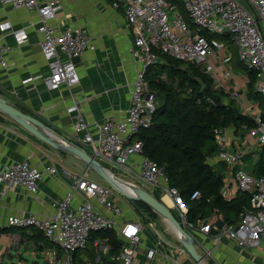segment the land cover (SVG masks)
<instances>
[{"label": "built area", "instance_id": "built-area-1", "mask_svg": "<svg viewBox=\"0 0 264 264\" xmlns=\"http://www.w3.org/2000/svg\"><path fill=\"white\" fill-rule=\"evenodd\" d=\"M0 3L13 9L34 10L39 15L40 48L49 72L34 78H41L51 91L59 90L62 85L73 87L78 84L79 74L72 58L94 48L85 29L79 25L60 28L51 23L60 8L57 0H0ZM182 3L197 28L214 35L228 33L237 47L238 59L246 68L255 71L254 88L264 98V0H243V3L238 0H182ZM111 5L123 9L133 37L130 52L137 67L130 83L129 105L122 118L107 117L101 122L89 123L82 118L79 105L73 102L66 108L68 113L74 114L73 133L80 136L81 144L88 146V153L104 163L114 175L139 180L141 187L147 185L149 193L159 195L160 201L176 212L178 221L194 244H202L199 237L208 243L203 246L205 256L212 257L223 237L234 241L242 250L259 247L264 243V177H255L244 168L245 152L232 147L228 128L214 130L217 144L214 158L225 163L226 174L237 190L249 194V207L239 214L236 223H223L222 226L209 218H198L195 222L188 220L187 206L181 194L169 186L163 168L142 155V141L137 137L151 125L157 106L155 93L147 87L145 73L158 60V52L202 65L206 73L224 82L221 88L225 89L235 80L232 72L221 64L230 59L228 47L222 41L193 31L177 7L166 0H111ZM0 33V68L6 69L10 67L6 55L12 48L2 45V37L11 35L20 45L27 40V34L24 28L15 29L9 22L0 23ZM230 94L236 96L233 92ZM235 98L237 102L241 100ZM241 107L256 124L247 131V136L259 146L264 144L261 112L252 103H241ZM47 175L61 178L67 184L64 196L54 203V213L45 217L33 213L10 215L7 224L42 230L55 247L43 251L53 263L77 264L74 254L86 248L90 232L102 229H114L121 242L118 253L110 254L111 247L106 240L93 241L98 254H106L113 263L137 264L139 248L144 246L141 236L146 230L153 240L150 251L167 258L159 249L165 241L155 224L150 222L145 226L137 218L125 217L112 188L88 178L86 172L78 175L55 163L38 167L26 160L16 161L0 169V193L20 188L34 195ZM226 187L224 184L222 195L229 198ZM199 197V191L190 195L191 200ZM130 228L135 231L130 233ZM56 248L65 252L64 259L58 258ZM88 261L87 258L84 264H90ZM251 261L256 264L254 258ZM175 264L180 263L175 260Z\"/></svg>", "mask_w": 264, "mask_h": 264}, {"label": "crops", "instance_id": "crops-1", "mask_svg": "<svg viewBox=\"0 0 264 264\" xmlns=\"http://www.w3.org/2000/svg\"><path fill=\"white\" fill-rule=\"evenodd\" d=\"M57 1L60 8L51 23L60 28L67 25L83 27L94 47L72 58L79 74V83L73 87L62 85L59 90L51 91L41 78H34L49 72L40 48L42 31L39 15L34 10L13 9L8 4L0 3V23L9 22L15 29L24 28L27 34V40L20 45L15 43L11 35L2 37V45L12 48V51L6 55L10 67L0 68V97L43 122L58 137L80 144L85 149L88 146L81 144L80 136L73 133L74 114L68 113L66 108L76 102L82 118L89 123L101 122L107 117L122 118L125 115L129 105L130 83L137 67L130 52L133 37L123 9L114 8L111 0ZM238 1L243 3V0ZM245 77L232 82L234 93H244ZM30 78L34 79L28 80ZM239 98L242 99L241 96ZM246 101L258 107L256 102ZM6 117L0 122V169L23 160L38 167L55 163L78 175L86 172L87 177L93 179L89 174L90 168L81 160L68 153L61 155ZM227 132L232 147L245 152L244 165L250 160L253 166L260 146L247 133H235L234 128H228ZM216 162V158H210L211 164ZM224 172L226 193L237 195L239 191ZM1 187L0 182V191ZM66 188L64 180L47 175L34 195L20 188L0 193V264H55L43 254L45 249L55 248L43 233L31 227L8 226L7 219L10 215L20 213H33L39 217L53 214L54 203L64 196ZM144 189L147 190L146 187ZM123 214L129 219L136 218L131 213ZM209 219L214 220L218 226L224 223L215 215ZM164 230L161 234L165 244L159 249L167 258L150 251L153 240L144 233L141 236L144 246L139 248L137 264H175V260L180 264H195L174 231L168 225H165ZM199 240H202V244L196 243L195 248L204 256V264H252V258L256 264H264V243L254 249L242 250L234 241L223 237L213 250L212 257H207L203 246H208V243L203 241V237H199ZM56 249L58 258L64 259L65 252ZM95 249L93 260L86 253L78 251L74 262L84 264L88 258L90 264H97L98 260L100 264H116L109 261L106 254H98V249Z\"/></svg>", "mask_w": 264, "mask_h": 264}, {"label": "trees", "instance_id": "trees-1", "mask_svg": "<svg viewBox=\"0 0 264 264\" xmlns=\"http://www.w3.org/2000/svg\"><path fill=\"white\" fill-rule=\"evenodd\" d=\"M166 1L177 7L193 31L214 38V34L196 27L186 14L182 0ZM219 36L232 42L229 35ZM244 70V94L248 100L259 104L257 108L264 122V108L260 105L264 98L254 88L255 71L245 66ZM145 81L156 95L157 106L151 125L137 135L142 141V155L163 168L169 186L179 191L187 206L189 221L195 222L198 218H211L215 215L226 224L236 223L239 214L249 207V194L239 191L237 195L225 198L222 190L227 167L221 161L211 164L208 160L217 153L216 128H234L235 133L245 135L256 126L254 120L241 110L236 98L228 94V86L230 90L233 86L230 83L225 89L217 87L213 77L204 71L202 65L178 60L161 52H158V60L148 67ZM5 117L0 112V122ZM66 141L81 147L80 144ZM243 159L246 160L244 156ZM249 172L255 177H264V144L260 145L258 158ZM193 191L200 192L198 199H190ZM150 194L160 201L159 195L153 192ZM131 207V212L145 226L159 216L143 201H133ZM175 218L178 220L177 216ZM95 239L106 240L111 247L110 254L118 253L121 248L119 236L114 229L92 231L86 248L81 251L92 260L96 256L93 245ZM77 253L74 254L75 258Z\"/></svg>", "mask_w": 264, "mask_h": 264}, {"label": "water", "instance_id": "water-1", "mask_svg": "<svg viewBox=\"0 0 264 264\" xmlns=\"http://www.w3.org/2000/svg\"><path fill=\"white\" fill-rule=\"evenodd\" d=\"M222 35L227 36L228 33L225 32ZM0 112L20 125L31 135L51 146L56 151L68 153L81 160L84 164H86L87 168L92 169L110 187L118 191L124 197L128 198L130 203L139 200L149 205L155 212L165 219L166 223L174 231L180 244L193 259L194 263L204 264V256L197 251L190 235L175 218L171 209L152 196L146 189L135 183L125 182L118 178L112 171L107 169L103 163L97 160L94 156L90 155L84 148L68 143L58 137L43 122L19 110L15 105L9 103L2 97H0ZM124 185L131 189V193L125 191Z\"/></svg>", "mask_w": 264, "mask_h": 264}, {"label": "rangeland", "instance_id": "rangeland-1", "mask_svg": "<svg viewBox=\"0 0 264 264\" xmlns=\"http://www.w3.org/2000/svg\"><path fill=\"white\" fill-rule=\"evenodd\" d=\"M189 24V23H188ZM214 39H216V40H219V41H222V42H224L225 44H226V46L228 47V50H229V54H230V59L226 62V61H223V63L221 62V64L222 65H224V66H226L227 68H228V70H230L231 72H232V74L234 75V77H235V81H238L239 79H240V77H244L245 75H246V71L244 70V64L238 59V55H237V47H236V45H235V43L234 42H229L227 39H224L223 37H220L218 34H215L214 35ZM216 67L218 68V64H216ZM202 68H203V66H202ZM161 77H163L164 79H166L165 78V76H161ZM214 79V83H215V86H217V87H221V83H224V82H222V81H218V80H216V78H213ZM245 79V78H244ZM243 78H242V80H244ZM246 82V81H245ZM231 86L233 85V83H231L230 84ZM230 87V86H229ZM244 91V90H243ZM230 92H233V90H228V94L230 93ZM238 93V92H237ZM236 93V94H237ZM235 94V95H236ZM231 96V95H230ZM237 96V95H236ZM239 96H241V100L239 101V102H236L238 105H239V107L241 108V110H242V107H241V103H245V104H251L250 102H247L246 101V95L244 94V93H241V92H239L238 93V96L237 97H239ZM233 98V97H232ZM249 101V100H248ZM257 104V103H256ZM257 105H259V104H257ZM256 105V106H257ZM261 107L262 108H264V101H261ZM87 151H89L88 150V148H85ZM209 161H210V159H208ZM252 161H250V160H247V162H246V164L244 165V168L247 170V171H249L250 170V168H251V163ZM63 164H65V163H63ZM65 166H66V164H65ZM68 166V165H67ZM68 167H70V168H73V169H75L74 167H72V166H68ZM78 170H80V168L78 169ZM89 174L92 176V178L95 180V181H97L99 184H101L102 186H107L108 184L101 178V177H99L93 170H91L90 169V171H89ZM118 178H120V179H122L123 181H125V182H130V183H135V184H137V185H140L139 183H141L139 180L137 181V180H134L133 178H129V177H127V176H123V177H121V176H117ZM109 186V185H108ZM141 186V185H140ZM142 186H144V187H146L147 189H149V187L147 186V185H142ZM110 187V186H109ZM112 188V187H111ZM112 190L114 191V197L116 198V199H118L119 200V202L122 204V207H123V211H124V213H125V215L126 214H128V213H131V214H133L132 212H131V203H130V201H129V199L128 198H126V197H124L123 195H121L118 191H116L115 189H113L112 188ZM128 209V210H127ZM174 213H175V216H177L176 215V212L174 211V210H172ZM130 216H132V215H130ZM133 216H135L134 214H133ZM132 216V217H133ZM152 223H154V224H156L157 226V228L159 229V231L161 232V233H164V228H165V225H168L167 223H166V221H165V219L163 218V217H161L160 215L158 216V217H156V218H154V221L152 222ZM169 226V225H168ZM167 227V226H166ZM171 229V228H170ZM145 235L147 236V237H149V238H151V236H150V233H149V231H147L146 230V232H145ZM143 238V237H142ZM183 254V253H182ZM181 254V255H182ZM189 257V256H188ZM193 261V260H192Z\"/></svg>", "mask_w": 264, "mask_h": 264}, {"label": "bare ground", "instance_id": "bare-ground-1", "mask_svg": "<svg viewBox=\"0 0 264 264\" xmlns=\"http://www.w3.org/2000/svg\"><path fill=\"white\" fill-rule=\"evenodd\" d=\"M69 143V142H68ZM124 189H125V191H127L128 193H131V189H129L126 185H124ZM34 228V227H33ZM36 229V228H35ZM38 231H40L41 233H43L42 232V230H40V229H37Z\"/></svg>", "mask_w": 264, "mask_h": 264}, {"label": "snow or ice", "instance_id": "snow-or-ice-1", "mask_svg": "<svg viewBox=\"0 0 264 264\" xmlns=\"http://www.w3.org/2000/svg\"><path fill=\"white\" fill-rule=\"evenodd\" d=\"M133 231H135V230H134V229H131V228L129 229V232H130V233L133 232Z\"/></svg>", "mask_w": 264, "mask_h": 264}]
</instances>
